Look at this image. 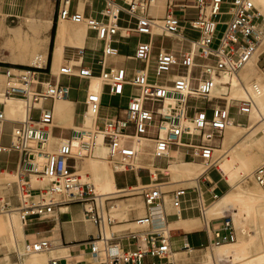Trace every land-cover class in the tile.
<instances>
[{
    "label": "built area",
    "instance_id": "1",
    "mask_svg": "<svg viewBox=\"0 0 264 264\" xmlns=\"http://www.w3.org/2000/svg\"><path fill=\"white\" fill-rule=\"evenodd\" d=\"M105 2L102 19L98 20L80 12L72 13V0L58 1V19L84 23L96 32L98 40L105 43L99 75L83 66L84 49L79 50L77 63L61 67L58 75L77 77L89 83L93 78H99L110 96L127 94L128 103L119 107L114 115L103 118V92L88 91L83 124L71 130L68 141L57 153H50L44 151L43 146L58 129L53 126L54 105L69 99L71 87L58 79L42 82L38 72L42 66L4 68L0 73L5 77V84L0 88V155L18 153L15 173L20 204L15 207L0 198V213L17 212L26 223L30 217L53 213L56 208L81 204L85 219L98 227V235L90 242L93 261L86 264H172L169 259L172 230L165 211V196L170 194L172 206L178 212L187 206L198 209L207 226L211 221L209 209L220 197L214 190H209L211 198L208 199L206 190L198 182L170 192L164 190L167 182L160 180L156 171L135 164L143 147L141 141H154V159H169L172 148H184L191 157L202 161L206 169L221 171L219 159H214L217 148L214 142L224 137L233 119L232 109L250 117L256 108V100L246 86V97L237 104L229 99L230 91L214 95L215 77L240 74L264 38V15L252 0H166L163 17L151 14L154 0ZM225 6H228L227 10L223 9ZM225 15L230 19L222 21ZM220 26L223 30L218 34ZM189 30L198 33L199 37L188 36ZM118 34L148 37L147 41L137 44L134 56L128 57L143 65L132 74L124 66L107 65V58L119 55L113 45ZM157 39H161L162 44H156ZM165 39L172 40L170 46L164 45ZM253 89L260 93L257 85ZM15 96L25 102L27 116L22 121L6 116L5 100ZM191 99L205 104L192 106ZM47 102L52 103L51 108L46 106ZM89 111L95 115L90 128L85 126ZM101 120L105 121L103 125ZM6 123L14 124L9 145L3 144ZM98 138L109 149V157L120 155L130 160L118 173L148 171V183L123 188L126 193L141 195L148 210L145 216L136 219V224L144 229L125 236L135 249L123 246L114 232L108 234V228L115 223L108 210L113 196L102 195L96 185L82 182L77 173L78 158L74 146L83 145L88 149L87 153L78 154L80 160H94ZM41 157L45 158L44 165L39 162ZM1 170L0 173L5 171ZM32 176L40 182L47 178L48 186L33 187ZM254 176L260 185H264V164L254 171ZM214 219L222 220V223L214 229L215 240L210 246L237 242L238 231L233 216L226 212ZM51 249V240L44 238L26 243L16 255L22 262L28 255ZM148 258L150 263L146 261ZM63 261L62 258H51L49 264H63ZM218 262L227 261L221 259ZM65 264H69L67 260Z\"/></svg>",
    "mask_w": 264,
    "mask_h": 264
},
{
    "label": "crops",
    "instance_id": "2",
    "mask_svg": "<svg viewBox=\"0 0 264 264\" xmlns=\"http://www.w3.org/2000/svg\"><path fill=\"white\" fill-rule=\"evenodd\" d=\"M37 1L41 0H0V22L1 24H5L8 22L16 23L19 22L22 18V21L18 26L12 27L9 30L8 34H5V40L9 45V49L2 48L0 51V71H4V68L8 66H23V65H31L29 62L30 54L28 52L20 53L15 49V45L17 43L18 36L26 30V25L23 24V17L26 14V11L30 6L36 5ZM58 1L55 0L56 12L55 15L52 16V20L49 26V30L47 33L46 41L42 46V51L46 56V61L42 65V69L39 70V78L42 82L47 83L49 81L55 82L56 79L60 80V82L67 84L71 87V94L68 100L63 102H71L70 109L72 112V120L71 126H63L61 124H56L59 131L61 132H69L73 128L81 126L83 124L84 113L86 112V97L88 91L95 92L92 90L93 80L89 83L87 80L80 79L77 77H69V76H59V69L66 64H75L79 60V50L84 49V58H83V66L91 68L96 75H99L102 69L100 62L103 59V50L105 48V43L103 41L98 40L96 36V32L90 30L87 26L85 28L84 23L76 24L69 20H60L57 17V6ZM161 1V2H160ZM165 0H158L156 7L152 8L151 14L157 17H163L166 12ZM158 3L164 4L165 10L164 14L160 16V8ZM106 5L105 0H72L70 10L72 13L80 12L86 16L96 18L98 20L102 19V11L104 10ZM5 19V22H4ZM65 27V34L62 38L59 39V30L61 27ZM54 29V38L52 39V30ZM82 31L85 29V37L79 38L77 36V30ZM121 31L124 32V28H121ZM13 34V35H12ZM134 34H131L129 37L120 36V34L114 37V46L119 50V55L114 58H107L106 62L108 66H124L129 69V73L132 74L134 69H140L143 65L137 61L128 59L129 56H134L136 52L137 44L141 41H147L148 37L146 36H138V41L134 44V52L133 53H123L122 46L126 48H130L131 42ZM146 37V39H143ZM166 40V39H165ZM171 40V39H170ZM164 43V42H163ZM172 43V40H171ZM157 44V41H156ZM264 53L259 57V63L257 62V66L260 64L261 71L264 73ZM131 63L137 64L136 66H132ZM35 66V65H31ZM259 68V67H258ZM259 68V69H260ZM56 70L58 72L56 73ZM64 79L67 82H64ZM78 79L80 83H87L86 87L79 85L73 86L70 84L71 80ZM103 92V100L105 102L106 98H112L108 93V88L102 86L100 87V92ZM83 94L84 99L80 98V95ZM120 99V104L117 106L106 107L103 102L102 108V117H109L114 115L116 110L121 106H126L128 103V95L126 94L124 97H118ZM123 98L127 99V103L123 104L121 101ZM85 105V110L82 113H79V105L82 103ZM49 102L46 103V106ZM51 103V102H50ZM49 108L51 106H47ZM56 104L54 105V115H55ZM89 113V112H88ZM86 114V119L89 114ZM211 114V111H209ZM56 116V115H55ZM81 116V123H77V118ZM95 116V115H93ZM233 121L236 124L248 126L250 124V119L248 116L240 115L237 112L236 108L232 109ZM15 121H21L15 120ZM55 121V120H54ZM93 122H90L88 125H93ZM85 124V126H88ZM5 127V125H4ZM14 127V125H13ZM1 128V126H0ZM67 136L69 133L66 134ZM64 135H56L53 132V142L51 143L52 147L54 146V150L58 148L62 139H67L68 137ZM225 138V135L222 139L215 140V144L217 149L222 147V141ZM59 141V142H58ZM108 158V157H107ZM107 158L100 159L96 164V180L98 183L102 182V177L107 172V170H113L112 177L114 182V187L107 186L102 188L103 192H99L101 194H111L116 195L117 198L124 195L123 188L134 186L137 184H145L150 181V177L148 171H140L141 173L135 174L136 180L135 182H126L125 184H120L118 181L117 175L120 174L117 171H121L123 168L114 169V167H110L108 164ZM122 158V157H121ZM127 160V159H126ZM192 160H196L191 157L190 152L184 148H172L170 151L169 159H154L153 167L148 166H137V167H146L152 171H156L157 176L160 180L167 182V187H174L171 190H166L170 192L172 190L194 186V184H190V180H193L197 177L196 182L200 183L202 187L206 190V197L208 199L211 198V194L209 190H214L219 197L231 192L233 190V184L228 176L225 175V169L221 166L220 170L217 168L205 169L201 172L200 175L195 178L188 179H173V175L176 177H189L194 176L195 169L198 170V166L200 164L191 162ZM128 161V160H127ZM78 163V162H77ZM177 163V164H176ZM195 164L197 168L193 169L192 173H188L185 171L187 169L181 168V164ZM103 164V165H102ZM115 165V164H114ZM121 165V164H118ZM124 165V164H123ZM218 165H220L218 163ZM5 167L6 169L12 168L13 172L16 171L18 166V159L14 165L8 160H2V155H0V168ZM78 167L83 169V162L78 164ZM3 170H6V169ZM84 170V169H83ZM229 170V169H228ZM171 171V172H170ZM145 173L148 176L149 181L144 182L142 174ZM200 173V172H199ZM8 175H13L11 173H7ZM198 174V173H197ZM95 176V175H94ZM184 184H190L188 186H182ZM259 184V183H258ZM260 185V184H259ZM264 190V185H260ZM165 190V189H164ZM13 205L19 206L20 202H17L15 199L12 200ZM130 201H134L137 206H130ZM118 204L121 205L122 212L120 214L129 215L128 218L122 221H117V227L120 228L119 233L111 230L114 226L110 227V231L114 232L116 236L120 238V242L123 246L131 247V249H135L136 246L129 241L125 236L130 232H139L144 228L138 224H136V219L145 216L148 212L145 204L144 208L139 201V197L132 199H121L117 201ZM188 205V204H187ZM212 205L210 209L213 207ZM132 208V209H131ZM209 209V210H210ZM145 211V213H144ZM165 211L168 215L167 220L169 227L172 230V242H171V254L170 261L172 264H221L219 263V259H212L213 261L209 263L206 260L207 252L206 250L212 249L210 243L215 240L214 237V229L221 225L222 220L211 219L209 226L204 222L201 218V215L198 209L193 208L189 209L187 206L181 212L175 210L172 206L170 194L165 196ZM144 213V214H143ZM235 221V220H234ZM27 225H24L25 234L23 238L26 243L33 242L35 240H40L47 238L52 242V249L49 252H46V263L49 264V260L54 258L53 252L57 253L62 248L69 249L68 252L72 255V258L60 257L64 261H71L70 264H86L88 262L93 261V256L90 252V242L93 238L98 235V227L90 220L85 219L84 217V206L81 204H73L62 206L56 208L53 213L46 214L43 216H33L27 220ZM138 225L139 229L133 230L132 226ZM3 232V233H2ZM254 231L252 234H254ZM7 236V237H6ZM25 236V237H24ZM4 237V238H3ZM249 238V237H245ZM5 239V240H4ZM6 241V242H5ZM15 242V248L13 251H10L9 247L12 244V240L10 236L4 230L0 228V253L4 255L0 257V264H33L32 263V255H28L21 262L14 261L12 259V254H16V247L19 248V243L17 242V238L13 239ZM9 243V244H8ZM131 244V246H130ZM61 247V249H60ZM59 249V250H58ZM83 254V258L79 259L75 257V254ZM212 253V252H211ZM17 256V255H16ZM227 262H223L222 264H241L243 260L233 259L232 257H228L224 259ZM235 260V261H234ZM148 263L151 262V259L148 258L146 260ZM250 261H254L257 264H264V249H255L252 248L249 254V260L247 264H251ZM78 262V263H77Z\"/></svg>",
    "mask_w": 264,
    "mask_h": 264
},
{
    "label": "bare ground",
    "instance_id": "3",
    "mask_svg": "<svg viewBox=\"0 0 264 264\" xmlns=\"http://www.w3.org/2000/svg\"><path fill=\"white\" fill-rule=\"evenodd\" d=\"M252 1H254L256 7L259 9L261 14L264 15V0H252ZM157 2L158 0H154L151 6V10L152 8L156 7ZM158 6L160 8L159 11L161 16L162 12L165 10V6L164 4H160V3H158ZM51 20H52V16L50 15L49 12V0L37 1L36 5L30 6L26 11V14L24 15L23 24L26 25V30L23 31L18 36L15 49L17 50V52L19 51L22 54L28 52L30 54L29 62L31 63V65L42 66L46 61V56L42 51V46L46 41ZM79 30L80 29L77 30V36L83 39L85 37V29L82 31ZM64 34H65V27L62 26L59 30V39L62 38ZM262 40H263L261 41L262 43L260 42L261 44H259L258 46V50H256L257 52L253 54L251 59L241 70L240 74L231 77L224 75L215 77V81L217 85L213 91L214 95L217 96L230 91L229 99H234V98L238 99L240 96H242L243 92H245V97H246L247 94L246 87L244 85L245 82L243 80L253 77V72L255 70L259 72L258 75L261 76V70L258 68L257 62L259 59L258 55L263 51L262 49H264V38ZM101 84H102L101 79L99 78L94 79L92 83V90H94L95 92H99ZM226 84H230V86ZM255 85H257V87L259 88L260 93L254 92L253 88ZM248 89L254 95L256 100V108H254L253 112L250 114L249 117L250 124L248 126L239 125L236 124L233 121V119L231 120V124L226 129L225 138L223 140L221 147V150H223L225 157L221 162H219L220 164L219 166H221L223 170L226 168L225 175L228 176V178L231 180L234 187L233 189H236L238 191L237 192L231 191L221 196L216 202H214L212 204L214 206L209 210L210 212L209 215L212 217L216 216L219 213H222V215H224L226 212H229L234 218H236L235 215H237V212H233L234 211L233 207L235 206L236 203H241L246 208L245 209L246 217L250 219H257L259 217L264 218V190L261 189L260 192L258 193V191L252 190L251 187H247L245 184L247 181V177L249 176V175H245L248 168L251 167L255 161L264 157V86L262 84L255 83L253 85H250ZM5 102H6L7 118L11 120H17L16 118L21 116L22 117L24 116L22 120L26 118L27 110L23 98L19 96H15L6 99ZM71 104H72L71 102H63V101L56 102L55 114L59 116L64 126L72 125L71 124L72 112L70 109ZM169 104L170 103L168 102L167 107H169ZM88 114H89L88 118L85 121L86 125L90 124V122H93L95 120V116H93L94 114H92L91 111H89ZM190 124L193 126V123ZM54 125H55V121L53 126ZM90 126L92 125H88L86 127L90 128ZM77 128L78 127H75L73 129L75 130ZM52 139H53V133H51L48 141L44 144L43 146L44 151L50 153H57L59 151L60 146L68 141V138L62 139L60 146H58V149L54 150L50 148V143H52L51 142ZM141 143L143 147L141 150V154L138 156V159L135 160V164L137 166L153 167V160L155 154L154 141L150 139H143ZM74 152L76 157L78 158L77 160L78 163L76 167L78 169L77 173L80 176H85L87 170L92 171L93 174L95 173L96 175V164L99 162L100 159L107 157L109 158L110 156L109 149L102 144L101 138H98V145L96 147L97 158L94 160L87 161L88 163L83 166V169H87V170H83L78 167L79 163L84 162L80 160L78 154L83 155L88 152V149L83 145L74 146ZM32 158H35L34 153H32ZM114 158L117 159L114 165V169H120V168L124 169L125 164L130 161L129 159L120 155H116ZM39 162L41 163V165H44L45 158L41 157L39 159ZM180 167L187 169L185 171L186 172L188 171L189 173H192L193 169L197 168L195 164H187V163L186 165H184V163L181 164ZM202 168H203L202 166H198V170L195 169L194 174L200 172ZM112 173L113 170H107V172L104 174V176L102 177V182L100 183L101 189L107 186L108 187L111 186L112 188H115ZM14 179H15V175L6 174L4 177H0V196L3 197L8 195L9 197H11V191H10L11 188H10L9 180H14ZM196 179L197 177L193 179L195 180L194 183H196ZM47 181H48L47 178H45L43 182H40L36 179L35 176H32L31 184L35 188L44 187L48 185ZM124 192H126V190H124ZM102 195H110V194H102ZM237 217L239 219H243V216L241 215H237ZM24 225H27V223H24L21 220L20 215L17 212H14L12 214L0 213V228L1 230H4L7 233V235L10 236L11 239H15L16 236L18 235L23 236L25 234ZM255 238H256L255 236H251L246 241H239L237 243L235 242L234 244H224L222 246H219L217 247L219 248V250L216 253V257L224 260L225 258L229 256H233L236 253V255H239L240 258H243L244 255H246L247 253L246 249L248 250L249 246L252 243H255L256 240ZM17 250L18 249L16 247V251ZM68 250L69 249L67 248H62L59 252L57 251V253L53 252V256L54 258L68 257L70 260V258H72V255H70ZM45 254L46 252L31 254L33 255L31 257L32 263L45 264L46 263ZM75 257L81 259L83 258V254L82 253L75 254ZM211 257L212 259L213 258L215 259L214 255H212ZM70 263L71 261H69V264ZM251 264H257V263L252 262Z\"/></svg>",
    "mask_w": 264,
    "mask_h": 264
},
{
    "label": "rangeland",
    "instance_id": "4",
    "mask_svg": "<svg viewBox=\"0 0 264 264\" xmlns=\"http://www.w3.org/2000/svg\"><path fill=\"white\" fill-rule=\"evenodd\" d=\"M224 10H227L228 9V6H225L224 8H223ZM57 11H58V9H57ZM49 12H50V15L51 16H54L55 15V12H56V6H55V0H49ZM164 14V11L162 12V14H161V16ZM24 18V17H23ZM53 19V18H52ZM222 21H227V20H229L230 19V17L228 16V15H225V16H223L222 18ZM22 21V18H21V20L19 21V22H16V23H11V22H8V23H6L5 22V19H4V22H5V24H1V22H0V51H1V49L2 48H7V49H9L10 50V48H9V45H8V43L6 42V40H5V34H8L9 33V29L10 28H12V27H16V26H18L19 25V23ZM85 25V24H84ZM85 28H86V25H85ZM223 30V27H219V29H218V34H220V32ZM186 34L188 35V36H191V37H195V38H197V37H199V34L198 33H196V32H192V31H187L186 32ZM147 37V36H146ZM146 37H143V39H146ZM138 41V35L137 34H134L133 35V37H132V39L130 40V42H131V46H130V48H126V47H124V46H122V52L123 53H133L134 52V44L136 43ZM263 41V40H262ZM262 43V42H261ZM260 43V44H261ZM157 44L158 45H160V44H162V40L161 39H157ZM164 45L165 46H170L171 45V40L170 39H166V40H164ZM257 50H258V48H257ZM263 50V51H262ZM260 52V54L258 55L259 57L261 56V54L262 53H264V49H262ZM257 52V51H256ZM263 62H264V60H262ZM258 63H259V59H258ZM131 65L132 66H136L137 64H135V63H131ZM18 67V66H17ZM22 67H26V68H30V67H32L31 65H23ZM258 67L260 68L261 66H260V64L258 65ZM262 68H260V70H261ZM1 70V69H0ZM60 70V69H59ZM2 71H0V73H1ZM58 72V70H56V73ZM258 73L259 72H257L256 70L253 72V77H251V78H249V79H245V80H243L245 83H244V85L247 87V88H249V86L250 85H253V84H262L263 86H264V73L261 71V76H259L258 75ZM1 77H0V88L1 87H3L4 86V84H5V77L4 76H2V75H0ZM64 82H67V80H65L64 79ZM70 84H72L73 86H79V85H82V86H84V87H86V85H87V83H80V81L78 80V79H74V80H71V82H70ZM217 96H219V95H217ZM80 98L81 99H84V96H83V94H81L80 95ZM245 98V92H243V94H242V96H240L238 99H230V100H233V103L234 104H237L238 103V101L239 100H242V99H244ZM123 104H126L127 103V99L126 98H123L122 99V101H121ZM104 104H105V106L106 107H111V106H117V105H119L120 104V99L118 98V97H112V98H106L105 99V102H104ZM205 103L203 102V101H201V100H196V99H191V101H190V105H192V106H202V105H204ZM47 106H51V103L49 102L48 104H47ZM79 113H82L84 110H85V105L83 104V102L82 103H80V105H79ZM56 115V114H55ZM24 117V116H23ZM23 117L21 116V117H18V118H16L17 120H19V119H23ZM81 121H82V119H81V116H79L78 118H77V123L78 124H80L81 123ZM55 123L56 124H61V125H63V122L60 120V118H59V116H55ZM105 123V121L104 120H101L100 121V124L101 125H103ZM13 125L14 124H12V123H6L5 124V127H4V132H5V135H4V140H3V144L4 145H9L10 144V134H11V132H12V130H13ZM64 126V125H63ZM91 127V126H90ZM245 131V130H244ZM71 131H69V132H61V131H59L58 129L56 130V132H55V134L56 135H64V136H67L66 134L67 133H70ZM225 134H226V132H225ZM53 140L54 139H52V141L51 142H53ZM224 140V139H223ZM59 142V141H58ZM223 142V141H222ZM60 146V145H59ZM154 147H155V143H154ZM50 148L51 149H54V146L52 147V145H51V143H50ZM58 149V148H57ZM218 151V152H217ZM217 151H215V153H214V159L216 160V159H219V162H221L223 159H224V157H225V154L223 153V150H221V148L220 149H218ZM222 153H221V152ZM17 159H18V153L17 152H12L11 154H2V160H4V161H6V160H8V161H10L11 163H12V165H14L15 164V162L17 161ZM78 160V159H77ZM116 158H111V157H109V158H107V161H108V164H109V166L112 168V167H114V164H115V162H116ZM81 161H84L83 162V166L84 165H86L88 162L87 161H89V160H87V159H84V160H81ZM191 162H193V163H197V164H200L203 168L200 170V173L198 172V174L196 173V174H193L194 176H189V177H187V176H185V177H176V176H174L173 175V179H174V181L175 180H178V179H188V180H190L191 178H195L196 176H198V175H200L201 174V172L203 171V170H205L206 169V165L202 162V161H200V160H192ZM262 164H264V157H262V158H260L259 160H257V161H255L253 164H252V166L251 167H249L248 168V170H247V172L245 173V175H249L248 177H247V181H246V186L247 187H251V189L252 190H255V191H258V193L260 192V190L261 189H263L259 184H258V182H257V180L255 179V176H254V171L259 167V166H261ZM5 167H1L0 168V171H2L1 169H4ZM6 169V168H5ZM84 170H87V169H84ZM77 171H78V169H77ZM171 172V171H170ZM7 173H11V174H13V175H15V179L14 180H9V182H10V191H11V197H9L8 195H6V196H0V198L4 201V202H7V203H10L12 206H15V207H17L16 205H13V199H15L17 202H20V196H19V192H18V188H17V180H18V178H17V176H16V173L15 172H13V170H12V168H8V169H6L5 171H3V172H1L0 173V177H4ZM95 175V173L93 174V172L92 171H90V170H87L86 171V175L85 176H81V181L82 182H86V183H91V184H94V185H96V187H97V191L98 192H103V190L100 188V183H98L97 182V180L95 179L96 178V175ZM142 176H143V180H144V182H148L149 181V178H148V176H146V174L145 173H143L142 174ZM117 177H118V181H119V183L120 184H125L126 182H131V183H133V182H135V180H136V176H135V173L134 172H128V173H120V174H118L117 175ZM17 178V179H16ZM45 180V179H44ZM194 181L195 180H190V184H194ZM47 184H48V181H47ZM190 184H184V185H182V186H188V185H190ZM48 185H46L45 187H47ZM174 187H167V188H165V190H171V189H173ZM233 192H237L238 190H236V189H233L232 190ZM111 195V194H110ZM113 196V198H112V200L110 201V204H109V206H108V210H109V215L115 220V223L117 222V221H122V220H125L126 218H128L129 217V215L127 216L126 214H120L121 212H122V209H121V205L120 204H118V200H121V199H125V200H127V199H132V198H137V197H139V201L141 202V204H142V206H143V208H144V201H143V198H142V196L141 195H139V194H137V193H135V194H131L130 192H125L124 193V195L123 196H120L119 198H117L116 197V195H112ZM7 197V198H6ZM12 198V199H11ZM130 206H137L135 203H134V201H130ZM114 206H116V207H114ZM132 209V208H131ZM245 207L241 204V203H236L235 204V206L233 207V212H237V215H241V216H243V219H239L238 217H237V215H235L236 216V218H234V222H235V225H236V228H237V231H238V240H237V242H239V241H246V240H248L251 236H255L256 238V240H255V243H252L250 246H249V248H248V250L246 249V255H244V257L243 258H240V256L239 255H236V253L233 255V259H237V257L240 259V260H243V262L241 263V264H247V262H248V260H249V254H250V252H251V250H252V248H255V249H264V218H262V217H259V218H257V219H250V218H248V217H246L245 216ZM144 210H145V208H144ZM144 213H145V211H144ZM143 213V214H144ZM210 214V212H208V219L209 220H211V219H213V218H218V217H221L222 216V213H219V214H217L216 216H210L209 215ZM229 215H231L230 213H229ZM232 216V215H231ZM115 223H113V225L112 226H114L111 230H113L114 232H117V233H119V231H120V228H118L117 227V224H115ZM140 228V226H138V225H133L132 226V229L133 230H137V229H139ZM254 231H256L254 234H252ZM110 233V229L108 228V234ZM245 237H249V238H245ZM16 238H17V242L19 243V248H20V250H23V248H24V245H25V240H24V238H23V236L22 235H18V236H16ZM11 240H13V239H11ZM12 242H14V241H12ZM236 242V243H237ZM234 244V243H233ZM10 249V251H13L14 250V248H15V242L14 243H12L11 245H10V247H9ZM219 250V248H217V247H213L212 249H208V250H206V252L208 253L207 254V257H206V260L209 262V263H211L210 261H212V255H214L215 256V258L216 259H219V260H221L220 258H217L216 257V253H217V251ZM2 251L0 250V253H1ZM212 252V253H211ZM4 255H1L0 257H3ZM33 256V255H32ZM31 256V257H32ZM17 256H16V254L15 253H13L12 254V259L14 260V261H18L17 260V258H16ZM229 257H232V256H229ZM228 258V257H227ZM235 261V260H234ZM251 263L252 262H254V261H250Z\"/></svg>",
    "mask_w": 264,
    "mask_h": 264
},
{
    "label": "trees",
    "instance_id": "5",
    "mask_svg": "<svg viewBox=\"0 0 264 264\" xmlns=\"http://www.w3.org/2000/svg\"><path fill=\"white\" fill-rule=\"evenodd\" d=\"M54 29H55V27L52 30V39L54 38Z\"/></svg>",
    "mask_w": 264,
    "mask_h": 264
},
{
    "label": "water",
    "instance_id": "6",
    "mask_svg": "<svg viewBox=\"0 0 264 264\" xmlns=\"http://www.w3.org/2000/svg\"><path fill=\"white\" fill-rule=\"evenodd\" d=\"M63 264H65V261H63Z\"/></svg>",
    "mask_w": 264,
    "mask_h": 264
}]
</instances>
